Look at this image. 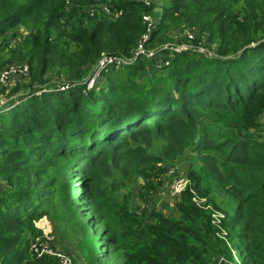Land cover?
<instances>
[{
  "label": "trees",
  "instance_id": "trees-1",
  "mask_svg": "<svg viewBox=\"0 0 264 264\" xmlns=\"http://www.w3.org/2000/svg\"><path fill=\"white\" fill-rule=\"evenodd\" d=\"M169 1L150 24L143 17L152 1L0 0V68L26 61L40 91L0 107V264L51 260H37L30 240L40 232L34 221L53 205L78 240L99 229L102 246H87L92 264H130L102 200L127 185L134 164L154 173L178 158L187 160L190 180L174 217L151 211L152 223L138 218L119 232L137 247L134 261L210 264L214 256L220 264H264V0ZM100 2L120 15L83 13ZM171 24L204 34L219 57L166 50L134 58L141 35L146 51L167 42ZM102 57L113 60L87 88L83 77ZM54 67L78 83L62 90L49 82ZM191 184L199 196L220 194L223 235Z\"/></svg>",
  "mask_w": 264,
  "mask_h": 264
},
{
  "label": "rangeland",
  "instance_id": "rangeland-1",
  "mask_svg": "<svg viewBox=\"0 0 264 264\" xmlns=\"http://www.w3.org/2000/svg\"><path fill=\"white\" fill-rule=\"evenodd\" d=\"M136 1L142 2L146 5L150 4L152 1L155 9L152 10V13L149 15L145 14L143 17L144 19H148L147 22H150V24L153 22L151 16L158 14V12L161 13V9L163 8L162 6H165V4L170 2L169 0ZM109 5L110 4L108 2H100V4L95 3L91 7L84 9L83 13L89 12L90 17L94 13H108L109 15L113 16L111 18H117V16L120 15V12L118 11L111 14L109 11ZM108 14L107 16H109ZM178 28L179 27L177 24H171L170 28L168 29L170 31L172 30L171 34L169 31L170 40L172 41H168V34L167 42L160 45H153L145 51V53L152 52L153 54L152 56L147 57H156L162 51L166 50L175 53L194 52L206 57H219V54L214 51L216 48L212 46V43L210 45L208 44L209 41L204 34L201 35L200 39H197L195 37L200 35L199 31L192 30V28L191 30L188 28L179 30ZM17 32L20 35H17L18 33H16L14 38H12L11 45L13 46L18 45L20 42L18 36H21V31L17 29ZM140 37V39L138 38L139 42L142 40V35ZM19 47L23 49L21 45H19ZM141 50L142 51H140L139 55H143L144 49L142 48ZM24 66H26V68L23 70ZM59 69L62 68L54 67L50 72L47 73L46 76L49 82H54L56 86L60 85L59 87L62 90L68 88L66 87L68 86V83H78V81H74V83L70 82L68 73L61 72ZM89 70L90 72L87 71L86 77L84 76L82 81L87 84V88H91L94 82L97 80V76H95L96 71L93 69V67ZM29 72L30 69L26 61L19 64L11 63L0 68V107H3L2 105H5L6 102L10 101L11 99L14 101L12 104H15V99H22L29 92L36 91L35 93H40V91H37L38 89L34 88L35 85H31ZM195 162L196 161L193 159V164H195ZM175 164V167L164 168L154 173L149 171L152 170L153 172L152 168H149L144 164H134L128 174L127 185L122 186L118 191H114L112 195H106L107 198L102 200L103 204L107 206L105 207V216H107L106 220L111 226L112 231L117 234L116 239L118 251L120 254H127L129 256L128 258L130 260V264H137L138 262L134 261L135 257L133 255V252L137 249V247L132 248L133 240H130L125 234L119 232L123 230H131L133 223L135 225V223L139 221L138 218H141L140 220L143 219L144 224L152 223L150 217H146V214L150 213L151 211H158L159 213L162 212L169 217H174L176 213L174 207L175 202L178 199V195L186 187L187 182L189 184L190 180V178L187 177V160L178 158ZM165 166H168V164ZM189 166L194 167V165H190V163ZM163 170H165V172L162 176ZM150 176H153V179L151 178V182L149 179ZM158 177L161 178L156 179ZM211 177L213 179V175H211ZM202 183L212 184L213 180L206 178V181H202ZM4 184L5 182L3 178L0 177V191L3 190ZM80 184L83 185V183ZM190 187L193 189L192 193L195 197V200L201 204H204L205 207L210 208L212 211V214H210L211 221L213 225L218 228V232L223 235L224 229L220 228L219 226V220L222 212H220L221 210H219L217 204L215 203L219 200L220 194H217L216 197H214L213 194H210V196L207 194H202V196H199L195 192L196 190L193 188V184H191ZM124 195H127V197L125 198ZM75 198L77 199V196ZM123 198L125 199V202H123ZM225 202L228 204L229 199L225 198ZM49 208V212L46 215H43L38 220L34 221V226L40 232H37L32 236L30 240V251L33 249V245L37 246L38 251L35 254L36 259L40 260L43 254H45L51 259L49 262H47V264H60L61 261L65 262L66 264H92L91 259L87 257V254L89 253L87 246H89V243L91 242L99 244L97 246L98 248L102 246V244L98 242L100 237L98 235L100 232L99 229L90 228L89 232L92 235H96L95 238H89L87 241V238L82 237L80 240H78L71 232L69 224L66 220L67 215L64 214L63 209L55 205ZM81 210L83 214H86L87 208L85 209L82 207ZM131 214L135 217V221L128 217V215ZM132 233L137 234L136 231H132ZM137 246H139V248L142 250V244L138 243ZM98 250L100 256L104 255L105 251H103V249ZM142 259L139 261V264H144L146 262V259ZM220 263L221 259L214 256L210 262V264Z\"/></svg>",
  "mask_w": 264,
  "mask_h": 264
},
{
  "label": "built area",
  "instance_id": "built-area-1",
  "mask_svg": "<svg viewBox=\"0 0 264 264\" xmlns=\"http://www.w3.org/2000/svg\"><path fill=\"white\" fill-rule=\"evenodd\" d=\"M146 38H147L146 34L143 35V38H142L143 41L141 40L142 42H141V41H140L141 43L139 42L140 44H139V46H138V49H136V51H135L134 58L140 53V51H142L141 49L143 48V42L146 40ZM141 53H142V52H141ZM143 54H145V55H147V56H152V55H153L152 52H147V53H145V50L143 51ZM134 58H133V59H134ZM112 60H113L112 58L102 57V58L99 60L97 66H96V68H95L96 74L100 71L99 69H102L103 67H105V66L107 65V63H110ZM116 60L119 61V62L123 61V62H125V63H130V62L132 61V59L118 58V57H116ZM24 68H26V66L23 67V70H24ZM32 247H33L32 250H33L34 252H37V251H38L36 245H33ZM60 264H66V263L63 262V261H61Z\"/></svg>",
  "mask_w": 264,
  "mask_h": 264
}]
</instances>
